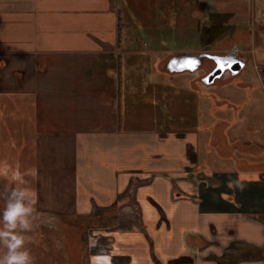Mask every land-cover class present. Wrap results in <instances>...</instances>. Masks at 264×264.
Instances as JSON below:
<instances>
[{
    "label": "crops",
    "instance_id": "obj_1",
    "mask_svg": "<svg viewBox=\"0 0 264 264\" xmlns=\"http://www.w3.org/2000/svg\"><path fill=\"white\" fill-rule=\"evenodd\" d=\"M127 7L0 0V159L36 168L29 186L54 188L56 204L61 188H72L67 216L100 211L111 220L90 230L87 264H264V132L244 137L224 116L202 130L178 128L174 117L176 75L212 60L191 81L200 93L199 81L226 85L225 74H240L252 57L243 41L225 54L201 44L127 47ZM254 10L264 22V0ZM234 51L244 67L207 84L211 56ZM186 53L206 56L190 69L180 61ZM127 55L151 62L131 71ZM160 86L172 94L162 106Z\"/></svg>",
    "mask_w": 264,
    "mask_h": 264
},
{
    "label": "rangeland",
    "instance_id": "obj_2",
    "mask_svg": "<svg viewBox=\"0 0 264 264\" xmlns=\"http://www.w3.org/2000/svg\"><path fill=\"white\" fill-rule=\"evenodd\" d=\"M126 1L128 7L124 16V34H132L127 47L138 46L139 50L145 51L155 47L166 50L206 45L211 53L225 54L235 41H243L242 54L252 57L240 74H225L224 79H230L226 85H204L199 81L197 85L200 86V93L189 89L191 81L202 75L204 68L209 71L212 60H207L204 68L193 74L186 72L176 75V90L173 92L175 127L198 126L202 130L204 124L210 126L224 116L230 121H238L235 127L239 125L236 129L244 137L264 132V76L261 72L264 69V22L259 10L256 15L253 14L254 0H239L238 8L233 6L232 0ZM237 20H240L238 27L242 30L238 34L234 29ZM127 56L125 67L131 71L140 67L138 64L151 62L149 59L137 57L133 60L132 55ZM164 91L160 86V106L162 101H171V91ZM167 93L168 97L165 96ZM197 103L201 104V108ZM228 103L234 106L230 109ZM248 125L253 127V131H247L245 127ZM7 187V182L0 180V192H4ZM33 190L37 198L30 205L32 228L25 233L26 247L31 252L33 264H87L88 236L90 230L99 227L100 223L93 216H67L66 210H72L68 203L72 195L69 186H63L58 192L57 204L54 188ZM56 207L58 211L54 210Z\"/></svg>",
    "mask_w": 264,
    "mask_h": 264
},
{
    "label": "clouds",
    "instance_id": "obj_3",
    "mask_svg": "<svg viewBox=\"0 0 264 264\" xmlns=\"http://www.w3.org/2000/svg\"><path fill=\"white\" fill-rule=\"evenodd\" d=\"M37 169L21 170L19 162L0 159V178L8 182L0 192V264H33L26 247L25 233L32 228V208L37 198L26 177H36ZM237 187L242 188L238 182Z\"/></svg>",
    "mask_w": 264,
    "mask_h": 264
},
{
    "label": "water",
    "instance_id": "obj_4",
    "mask_svg": "<svg viewBox=\"0 0 264 264\" xmlns=\"http://www.w3.org/2000/svg\"><path fill=\"white\" fill-rule=\"evenodd\" d=\"M205 54L195 55L193 53L182 54L180 57V61L185 65L186 62L194 61V66H187L190 69L197 68L201 63ZM216 61V67L210 72L205 78L204 81L209 84L214 82V80L220 77L225 70H230L233 74L238 73L245 65L246 59L241 57L238 52L234 51L225 56H211Z\"/></svg>",
    "mask_w": 264,
    "mask_h": 264
},
{
    "label": "trees",
    "instance_id": "obj_5",
    "mask_svg": "<svg viewBox=\"0 0 264 264\" xmlns=\"http://www.w3.org/2000/svg\"><path fill=\"white\" fill-rule=\"evenodd\" d=\"M261 72L264 76V69H262ZM93 217L98 221V223H100L99 227H107L111 223V220L108 217H104L100 211H96Z\"/></svg>",
    "mask_w": 264,
    "mask_h": 264
},
{
    "label": "snow or ice",
    "instance_id": "obj_6",
    "mask_svg": "<svg viewBox=\"0 0 264 264\" xmlns=\"http://www.w3.org/2000/svg\"><path fill=\"white\" fill-rule=\"evenodd\" d=\"M190 66H194L195 62L192 61V62H189Z\"/></svg>",
    "mask_w": 264,
    "mask_h": 264
}]
</instances>
